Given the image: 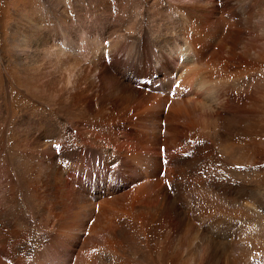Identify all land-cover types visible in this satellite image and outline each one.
<instances>
[{
    "label": "bare ground",
    "instance_id": "obj_1",
    "mask_svg": "<svg viewBox=\"0 0 264 264\" xmlns=\"http://www.w3.org/2000/svg\"><path fill=\"white\" fill-rule=\"evenodd\" d=\"M158 1L174 9L177 23L164 5L145 7L158 17L148 28L141 12L136 27L107 34L108 42L99 41L101 26L88 35L65 26L57 42L32 47L63 64L61 89L79 113L69 120L52 108H29L14 127L7 111L0 116V131L5 123L9 133L0 135V264H264V229L237 221L239 212H264V189L223 170L232 163L218 154L213 130L229 148L235 133L243 135L234 166L264 167L252 119L264 87V35H252L258 26L251 22L252 9L264 22V7ZM158 22L163 31L154 32ZM80 47L82 63L79 52L70 55ZM1 72L9 76V63ZM238 76L251 87L243 90ZM6 95L11 105L18 100L0 84L3 103ZM26 135L53 148L40 162L36 211L11 147ZM214 189L233 196L231 207H221Z\"/></svg>",
    "mask_w": 264,
    "mask_h": 264
},
{
    "label": "rangeland",
    "instance_id": "obj_2",
    "mask_svg": "<svg viewBox=\"0 0 264 264\" xmlns=\"http://www.w3.org/2000/svg\"><path fill=\"white\" fill-rule=\"evenodd\" d=\"M251 1L260 3L264 7V0ZM158 2V0H0V69L3 70L4 64L7 63H9L10 66V74H8L10 77L1 72L2 75L0 79L2 80H0V84L2 85V89L4 87V91L7 89L13 92L16 98H18L16 102L20 106L17 112H15L16 102L13 100V105H11L12 98L6 95L4 98L5 103H3V99L0 97V116L2 117L5 111H7L9 113L8 115H10V126L14 127L18 118L26 119V111L29 108H36V110H48L52 108L60 116L62 113L65 116L68 115L69 120L70 117L72 118L78 115L79 111L76 109V105L70 103L63 89H61V80L65 75L64 71H61L65 69L63 64L60 65L56 62L48 61V58L44 57L43 53L40 54L39 51L35 52L32 47L39 41L48 40L49 42H57L60 40L63 34L62 31L64 30L63 27L65 26L76 34L82 31L81 34L86 35H88L96 25L101 26V33H104V35L99 41L108 42L112 37L109 35L115 33L119 35L118 33L130 32L132 29L131 26L136 27V20H138V14L141 12L146 15V23L144 25L147 28L154 24L153 21H158V17L153 18V16L149 15L148 11H146L148 7L159 8L164 5L163 13L170 14L171 23H177L179 19L175 17L176 13L174 9L169 5L167 6L166 3L162 4V2ZM251 13L252 24L258 26V28L252 32V35L262 37V35H264V22H261V16L260 14H256L258 12L255 9H252ZM157 29L163 31V25L161 23L159 24V22L154 32H157ZM74 33L73 37H76ZM261 40L264 41V39ZM82 51H84V47L74 50L70 54L71 58L78 57L79 59H76V61L82 63L86 60L84 59L86 56H84ZM77 52H79V55L74 57ZM47 62H49L48 66ZM60 66H62L63 69ZM259 72H261V80H264V69ZM238 77L241 83L240 87L243 90L251 87L252 81L247 78V76L246 78L243 77L244 79H240L241 76ZM259 95L260 105L256 107L258 112H255L252 118L253 131L256 135L255 137L264 142V87L260 89ZM68 106L70 109H68ZM85 115L88 116V114ZM7 126H5V123L2 125L4 129L2 128L0 135H3L4 130V135L7 136L9 134ZM93 128L96 129L97 127L94 126ZM217 129V127L213 128L214 131L220 134L217 141V152L220 156H223L232 163L231 166H224L223 170H228L230 167L229 172L233 171L234 174L238 173L237 177L239 179H245V181L247 180V182L249 181V183L252 184H258L260 182L264 189V180H262L261 170L264 167L260 169L259 166H256L257 168H250L249 170L242 171V169L234 166L235 162H232L239 158V147L244 141L243 135L235 133L232 138L233 145L229 148L227 137L223 136L221 131ZM237 141L238 144L236 147L235 143ZM33 145L34 144L26 135L24 137H16L11 147L13 150L15 149L22 163L20 167V169L23 170L21 171V188L23 191L26 190L25 195L27 198L26 200L30 203L29 207L31 208L32 206L31 209L36 211L38 210V206L32 201V196L40 182V162L46 158V154L52 153L53 148H46L44 150ZM31 165L32 167H29ZM212 192L215 197H218L222 201L223 205L221 207L225 205L231 207L230 204L233 196L218 194L215 189L212 190ZM237 208L239 212L240 207ZM237 221L247 225L249 229L254 227H261L264 229V212L260 211L257 215L239 212ZM30 230L31 226L29 223L26 225L23 224L22 231L28 233ZM131 253L132 252L128 253V255ZM130 256L134 259L133 253ZM138 261L140 260H136V264H141V262Z\"/></svg>",
    "mask_w": 264,
    "mask_h": 264
},
{
    "label": "snow or ice",
    "instance_id": "obj_3",
    "mask_svg": "<svg viewBox=\"0 0 264 264\" xmlns=\"http://www.w3.org/2000/svg\"><path fill=\"white\" fill-rule=\"evenodd\" d=\"M55 147H56L57 149H59V148H60V146H59V145H56Z\"/></svg>",
    "mask_w": 264,
    "mask_h": 264
}]
</instances>
